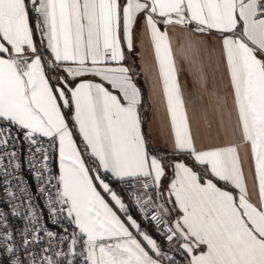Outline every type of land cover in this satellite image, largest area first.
<instances>
[{"label": "snow or ice", "instance_id": "obj_1", "mask_svg": "<svg viewBox=\"0 0 264 264\" xmlns=\"http://www.w3.org/2000/svg\"><path fill=\"white\" fill-rule=\"evenodd\" d=\"M140 14L159 59L175 128V148L188 153L194 165L204 166V176L212 175L226 187H217L213 179L201 183L203 176L179 162L173 165L176 178L167 199L174 196L182 209L180 218L168 225L161 216L167 209L155 205L151 196H138L136 202L142 208H159L151 220L166 225L169 242L174 238L185 241L182 248L189 254L188 264H264V0H0V121L23 130L34 146L40 144L41 137L59 141L58 181L62 187L57 200L60 211L78 231L70 234L68 253L58 255L65 259L75 256L79 245L85 264H161L164 259L157 241L140 232L150 247L143 246L130 231V226L139 230L137 221L127 216L131 222L127 226L101 195L102 191L109 193L119 208L126 210L100 169L120 179L143 178V189L159 185L165 175L162 160L150 156L146 149L137 112L139 88L128 68L108 66L124 60L122 40L126 38L127 47H132ZM161 22L186 27L195 24L196 32L217 30L224 34L242 132L251 143L258 175L256 201L249 196L234 146L196 149L168 35L158 27ZM37 29L41 42L50 49L47 60L34 40ZM86 74L101 77L122 95L113 94L103 83L84 81L72 88L68 97L65 77ZM60 98L65 105L75 101V123L83 135L84 150L90 149L95 158L92 164H85L76 146ZM11 139V127H0V146H7ZM35 152L33 159L43 161L37 169L38 178L47 179L46 150L40 146ZM159 198L165 199L163 194ZM51 210L57 213L56 207ZM30 219H37L34 212ZM5 235L12 238L10 232ZM38 239L37 235L34 242ZM24 243L28 244L27 239ZM202 245L206 251H199ZM7 251H14L11 244ZM43 262L57 264L50 256L43 257ZM169 264H174L171 258Z\"/></svg>", "mask_w": 264, "mask_h": 264}, {"label": "crops", "instance_id": "obj_2", "mask_svg": "<svg viewBox=\"0 0 264 264\" xmlns=\"http://www.w3.org/2000/svg\"><path fill=\"white\" fill-rule=\"evenodd\" d=\"M32 16L34 17L35 13ZM158 27L161 31L167 32L168 35L183 106L196 149L198 151H207L234 146L237 149L249 196L252 201H256L258 198V175L255 170L251 143L245 140L242 132L230 70L227 66L226 52L223 47L224 34L217 30L204 33L196 32L195 24L186 27L182 25H164L161 22ZM34 40L37 42L43 59H49L50 49H47L45 43L41 42L38 29L34 33ZM122 49L124 60L109 62L108 66L128 68V74L132 78V82L140 90V104L137 107V112L140 117L146 149L150 156L161 159L165 165V175L159 185H157L160 193L155 196V200L157 205H164L167 212L162 214L173 223L182 215V209L175 203L174 196L171 199H167L168 194L166 193L171 188L172 181L176 178L174 163L184 162L187 166L192 167L194 171L204 177L201 183H204L207 179H213L217 187L223 189L226 185L224 181L218 180L212 175L204 176V166L194 165L193 158L188 153L180 152L175 148V128L164 92L163 78L160 75L159 59L143 14H140L134 26L132 47H127V40L124 38L122 40ZM61 74L64 75V73ZM65 78L68 81L66 88L68 97H71V89L84 81L103 83L113 94L122 95L118 90L113 89L107 81L93 74H86L77 78L66 76ZM58 102L61 104V111L73 133L77 148L81 150L85 164H89L87 157L93 163L95 158L91 156L90 149L88 151L84 150L83 135L79 132L78 125L75 123V101L70 100V104L65 105L63 104V98H60ZM55 141L59 151V141L58 139ZM58 168L60 176L59 153ZM93 171H95L94 165ZM100 171L112 191L126 205V210L120 209L111 195L102 191L101 195L105 201L127 226L131 225V222L127 220V216H132L140 225L139 230L134 226H130V231L133 232V235L137 236L146 248H149L147 241L143 240V237L139 235L140 232L147 233L157 241L165 255L169 250L176 247L179 248L184 256L185 264H188L189 254L182 248V244L185 241L177 239L173 244L159 242L147 230L149 228L143 226L139 218L128 212L126 202L109 181L132 178L125 177L120 179L111 173H104L103 169H100ZM97 187L99 190L98 182ZM160 194H163L165 199H160ZM165 200H167V203H165ZM206 250V246L203 245L199 249V251Z\"/></svg>", "mask_w": 264, "mask_h": 264}, {"label": "built area", "instance_id": "obj_3", "mask_svg": "<svg viewBox=\"0 0 264 264\" xmlns=\"http://www.w3.org/2000/svg\"><path fill=\"white\" fill-rule=\"evenodd\" d=\"M0 127H11L12 139L7 146H0V264H44L43 257L50 256L57 264H85L80 252L83 249L78 245L77 255L61 257L60 252L68 253L71 243L70 234L78 230L73 226L66 214L60 211L57 192L61 188L58 181V146L52 138L41 137L39 145H32L25 138L23 130L17 126H10L6 121H0ZM42 146L49 157L48 170L44 172L47 179L38 178L37 169L43 165L42 160L33 159L36 147ZM14 152L15 156L9 153ZM19 167H15L16 165ZM5 172L8 173L7 177ZM139 181V182H138ZM143 178H132L117 181L120 192L124 194L143 226L152 229L166 244H173L176 238L169 242L165 237L166 225L158 224L151 220V216L160 210L149 205L142 208L137 197L153 198L160 193L157 185L143 189ZM147 193V195H145ZM168 194V191H166ZM57 208V213L52 208ZM128 209V207H127ZM32 212L37 219L31 220ZM162 219L168 224L172 223L161 213ZM35 229V231H34ZM11 233L12 238H6V233ZM54 235L49 237L48 233ZM39 239L34 242V238ZM27 239L28 244L24 243ZM11 244L13 252L7 251ZM47 250V251H45ZM169 258L174 264H185L184 256L179 248L168 251L161 261L169 264Z\"/></svg>", "mask_w": 264, "mask_h": 264}, {"label": "trees", "instance_id": "obj_4", "mask_svg": "<svg viewBox=\"0 0 264 264\" xmlns=\"http://www.w3.org/2000/svg\"><path fill=\"white\" fill-rule=\"evenodd\" d=\"M87 160L89 161V164H92V162L90 161V159L87 157ZM106 178H107V176H105ZM110 181V184L112 185V187L115 189V190H117L118 192H119V194L121 195V197L124 199V201L126 202V204H127V207H128V212L131 214V215H133V216H135V217H137L138 218V216H137V214H136V212L134 211V209L132 208V206L130 205V203L128 202V200L126 199V197L124 196V194L122 193V192H120V190H119V188L117 187L118 186V184H117V181H112V180H109ZM106 196V195H105ZM153 236H155L158 240H159V242H161V243H163V241L161 240V238L152 230V229H147Z\"/></svg>", "mask_w": 264, "mask_h": 264}, {"label": "rangeland", "instance_id": "obj_5", "mask_svg": "<svg viewBox=\"0 0 264 264\" xmlns=\"http://www.w3.org/2000/svg\"><path fill=\"white\" fill-rule=\"evenodd\" d=\"M136 237V239H138L139 240V238L137 237V236H135ZM140 241V240H139ZM141 244H142V242H141ZM143 246H145L144 244H142ZM146 247V246H145Z\"/></svg>", "mask_w": 264, "mask_h": 264}]
</instances>
